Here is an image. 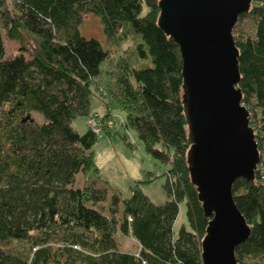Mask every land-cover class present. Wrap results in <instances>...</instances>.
<instances>
[{"label":"trees","instance_id":"trees-1","mask_svg":"<svg viewBox=\"0 0 264 264\" xmlns=\"http://www.w3.org/2000/svg\"><path fill=\"white\" fill-rule=\"evenodd\" d=\"M159 4L0 0V264H203L210 220L187 160L181 52L158 25ZM88 15L101 19L110 40L120 27L140 39L131 58L116 63L115 82L104 88L96 78L110 52L83 35ZM245 20L252 31L242 28L234 35L238 88L264 165V0H252L239 23ZM5 37L21 50L8 56ZM96 94L108 110L103 121L118 104L126 113L124 128L136 132L145 154L164 167L163 204L144 193L142 185L154 181L147 173L131 186L130 197L115 194L108 213L103 211L108 189L92 182L99 179L94 147L101 135L89 127L81 134L74 126L78 118L91 117ZM78 175L86 177L83 186H77ZM233 193L251 229L236 249L237 262L264 264V174L257 171L254 182L238 180ZM183 203L187 223L176 231ZM120 237L132 238L136 251L123 250Z\"/></svg>","mask_w":264,"mask_h":264},{"label":"water","instance_id":"water-1","mask_svg":"<svg viewBox=\"0 0 264 264\" xmlns=\"http://www.w3.org/2000/svg\"><path fill=\"white\" fill-rule=\"evenodd\" d=\"M252 0H160L159 27L180 48L188 165L205 218L203 264H238L251 229L234 200L238 180L254 182L259 147L243 105L234 30Z\"/></svg>","mask_w":264,"mask_h":264},{"label":"rangeland","instance_id":"rangeland-1","mask_svg":"<svg viewBox=\"0 0 264 264\" xmlns=\"http://www.w3.org/2000/svg\"><path fill=\"white\" fill-rule=\"evenodd\" d=\"M242 28H246V31L249 32L252 31L249 20L241 21L240 23L238 21L234 30V35L238 34ZM81 31L83 35L87 37L98 39L104 45L106 50L110 52V57L102 63L100 67V76L96 78L101 87H107L108 84L114 83L116 80L113 79V74L118 72L116 66L118 60L122 58H131L140 39H137L136 35H130L129 30L120 27L117 32V38L110 40L104 32L101 19L94 15L84 17ZM5 45L8 56H12L14 52L16 53V51L21 50L18 43L10 41L7 37H5ZM22 54L27 60H29V57L25 52H22ZM139 62L140 64L143 63L142 60ZM138 64L139 63H134L133 65L138 68L140 67ZM95 98L97 100H94L91 117L95 116V113H99L101 120H103V117L108 110L99 100L98 94L95 95ZM1 111L2 108L0 107V112ZM111 112L113 117L106 120L105 123L111 121L115 123V128L110 129L109 127H104L103 131L100 133V139L94 147V158L96 166L99 169V172L97 173L99 179L92 180V182L95 181L96 187L98 188L103 189L106 187L108 189V202L105 203L106 206L103 208V211H107L108 213L109 204L115 194H117L122 200L130 197L131 186L136 183L135 181H143L147 173H152L154 181L142 185L144 193L150 196L155 203L163 204L168 199L167 193L163 187L165 184V178L161 177L164 173V167L153 162L145 154L142 141L139 139L136 132L132 130L128 131L124 128L123 122L126 118V113L123 112L122 108L114 103L111 107ZM32 117L38 119L40 116L34 113ZM90 118L87 119L82 117L75 121L74 126L81 134H84L87 131ZM120 134L127 136L128 140L134 144L132 148L128 147ZM85 180L86 177L84 175H78L77 186L79 187L86 184ZM180 209L181 212L175 225L176 231L180 229L182 224L187 223L185 203L181 204ZM117 218L122 220V211L117 215ZM120 242L123 250H131L132 252H135L137 249L136 242L130 237H120ZM52 244L57 246L56 242Z\"/></svg>","mask_w":264,"mask_h":264},{"label":"built area","instance_id":"built-area-1","mask_svg":"<svg viewBox=\"0 0 264 264\" xmlns=\"http://www.w3.org/2000/svg\"><path fill=\"white\" fill-rule=\"evenodd\" d=\"M100 114L99 113H95V116H92L90 118V120L88 121V127L89 129L92 130V132L100 134L101 131H103L104 127H109L112 128L115 123L113 122H104L103 120H101L100 118ZM107 124V125H106ZM258 171H260L262 174H264V165H259L258 166Z\"/></svg>","mask_w":264,"mask_h":264}]
</instances>
